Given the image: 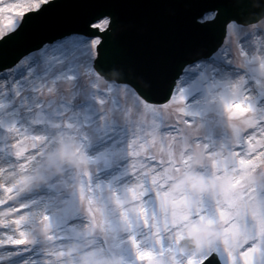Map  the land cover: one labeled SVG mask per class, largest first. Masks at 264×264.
I'll list each match as a JSON object with an SVG mask.
<instances>
[{
	"label": "snow or ice",
	"instance_id": "6c2138e0",
	"mask_svg": "<svg viewBox=\"0 0 264 264\" xmlns=\"http://www.w3.org/2000/svg\"><path fill=\"white\" fill-rule=\"evenodd\" d=\"M0 264H264V0H0Z\"/></svg>",
	"mask_w": 264,
	"mask_h": 264
},
{
	"label": "rangeland",
	"instance_id": "374dc122",
	"mask_svg": "<svg viewBox=\"0 0 264 264\" xmlns=\"http://www.w3.org/2000/svg\"><path fill=\"white\" fill-rule=\"evenodd\" d=\"M123 169L120 172L113 171L112 168L104 167L103 164L100 166V170L98 172L94 171V183L101 185V195L107 194L108 185L111 184L113 187H119V180L122 178ZM102 173H106L107 176L105 178H100ZM118 176L117 180L116 177Z\"/></svg>",
	"mask_w": 264,
	"mask_h": 264
},
{
	"label": "clouds",
	"instance_id": "9594fccd",
	"mask_svg": "<svg viewBox=\"0 0 264 264\" xmlns=\"http://www.w3.org/2000/svg\"><path fill=\"white\" fill-rule=\"evenodd\" d=\"M81 167H83V165H81ZM183 243H184L185 247L187 249H189V250H191V249H193L195 247L194 243L192 241H190V240H185ZM43 245L46 248H50L51 247L46 241L43 242ZM73 246H75V245H73Z\"/></svg>",
	"mask_w": 264,
	"mask_h": 264
},
{
	"label": "bare ground",
	"instance_id": "6f19581e",
	"mask_svg": "<svg viewBox=\"0 0 264 264\" xmlns=\"http://www.w3.org/2000/svg\"><path fill=\"white\" fill-rule=\"evenodd\" d=\"M107 176V174L106 173H102L101 175H100V178H105ZM117 178H118V176L116 177V180H117ZM123 178V177H122ZM122 178H120V180H119V183H120V181H121V179Z\"/></svg>",
	"mask_w": 264,
	"mask_h": 264
}]
</instances>
